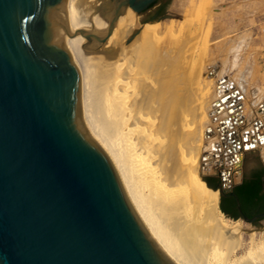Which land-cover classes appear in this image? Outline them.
<instances>
[{
    "label": "water",
    "instance_id": "obj_1",
    "mask_svg": "<svg viewBox=\"0 0 264 264\" xmlns=\"http://www.w3.org/2000/svg\"><path fill=\"white\" fill-rule=\"evenodd\" d=\"M65 2L0 0V264H177L84 127ZM154 2L104 0L113 15L103 43L128 9L141 15ZM177 18L166 13L158 21ZM229 99L215 106L223 111ZM228 107L224 134L242 117L236 99ZM235 129L222 136L230 153L251 149L247 134ZM258 218L264 213L244 221Z\"/></svg>",
    "mask_w": 264,
    "mask_h": 264
},
{
    "label": "bare ground",
    "instance_id": "obj_2",
    "mask_svg": "<svg viewBox=\"0 0 264 264\" xmlns=\"http://www.w3.org/2000/svg\"><path fill=\"white\" fill-rule=\"evenodd\" d=\"M190 2L198 6L199 0ZM210 5L200 9L201 22H172L163 36L159 25L147 24L126 44L137 30L136 12L128 9L103 43L113 15L104 1L93 5L91 0H66L72 32L67 47L79 74L82 120L112 160L136 214L177 264H264V239L252 237L241 252V225H228L218 214L220 192L212 194L206 183L198 182L201 171L222 174L226 186L239 181L245 151L230 153L231 141H222L239 129L232 123L224 134L220 122L229 113L223 105V111L215 106L224 98L226 84L219 86L224 67L212 64L214 77L204 73L217 84L214 99L205 107L208 119L196 121L191 104L193 83L200 84L203 65H197L195 52L203 41L202 62L207 37L200 38ZM205 138L210 142L202 152Z\"/></svg>",
    "mask_w": 264,
    "mask_h": 264
},
{
    "label": "rangeland",
    "instance_id": "obj_3",
    "mask_svg": "<svg viewBox=\"0 0 264 264\" xmlns=\"http://www.w3.org/2000/svg\"><path fill=\"white\" fill-rule=\"evenodd\" d=\"M103 1L104 0H102L101 3ZM209 2H211L208 9L209 15L205 19V24L203 26L204 32L200 38L201 41L207 37L203 49L206 58L204 57L202 62L201 59L199 61L200 51L203 48L201 43H203V41H201L198 44L199 47L197 46L196 48L197 53L195 52V58L193 56L196 61L198 60L196 62L197 65L203 64L201 65L202 74L200 84L197 82L193 83V87H196L197 89L195 90L192 88V91L196 93L195 96L191 94L192 108L194 109L196 107V110L194 109L196 111V121H199L202 116H205V118L208 119L206 117L205 107L214 99V89L217 85L214 82V78H212L214 76L212 75L210 79L205 76V74L207 75L210 71L212 64H218L221 67L225 66L222 73L226 72L225 74L230 76L231 79H235L238 70L242 68L247 71V74L250 73V79L248 81H251L252 84L262 82V85L264 86V0H199L198 6L194 5L190 0H173L168 13L178 15L177 19H166L152 22L147 19L144 23L143 16L139 15L137 28H134V30H138L146 27L147 24L150 25L147 28L159 25L161 28V35L163 36L172 22L182 23L185 20H191L193 23L201 22L200 9ZM190 10L192 11L190 12ZM208 29L209 32L206 36V31ZM193 47L195 48L196 45L193 44ZM235 58H238V68L236 67L237 64L234 62ZM203 62H206L205 65ZM186 67L189 69L190 63ZM249 126V123H247V125L243 127ZM206 139L207 138L204 139L203 146L201 147L202 152L205 150L204 145L206 142H210L209 139ZM262 148L264 149V146H258L246 150L243 152V157L244 155H247L248 157H258L260 161L264 162ZM215 174L218 173L208 171H204L203 173V171H201L198 181L202 182L207 176ZM235 181L239 182L237 179H235ZM218 214L222 216L228 225L230 224L231 226H234L236 223L241 225L243 229L241 234V252L248 249L249 245L252 243V237H255L256 241L264 239V223L258 228L241 220L238 222L232 221L222 213L220 209V199Z\"/></svg>",
    "mask_w": 264,
    "mask_h": 264
},
{
    "label": "flooded vegetation",
    "instance_id": "obj_4",
    "mask_svg": "<svg viewBox=\"0 0 264 264\" xmlns=\"http://www.w3.org/2000/svg\"><path fill=\"white\" fill-rule=\"evenodd\" d=\"M101 1L102 0H91V2L95 4H101ZM172 1L173 0H155V2L141 14L144 23L147 19L151 22L158 21L163 15L168 13ZM242 161L243 175L239 182L233 181L231 185L226 186L225 181L218 172V174L210 175L205 178L210 185L216 186L222 191L220 197L222 208L220 209L226 217L236 222L240 220L244 221L245 218L252 219L264 213V162L260 161L258 157H248L247 155H244ZM260 175H262L261 197L251 200L243 196L238 186L242 184L245 178L256 179ZM206 187L208 188V185ZM263 223L264 218H258L252 225L259 228Z\"/></svg>",
    "mask_w": 264,
    "mask_h": 264
},
{
    "label": "crops",
    "instance_id": "obj_5",
    "mask_svg": "<svg viewBox=\"0 0 264 264\" xmlns=\"http://www.w3.org/2000/svg\"><path fill=\"white\" fill-rule=\"evenodd\" d=\"M237 61H238V58H235L234 62H235V64H237L236 67L238 68L239 64L237 63ZM211 69L209 71L210 75H215L217 73V71H215V70L211 71ZM224 69H225V66H224ZM224 69L222 71H224ZM225 73L226 72L222 73V75H221V77H222L221 82H220L221 85H219V86H220V88H222L226 84V87L222 88V95H223V97L229 96L230 99L228 100V102L223 103V106L228 111V108H229L228 104L230 103V101H233V100L236 99L238 102L242 103L244 105L243 108H242L243 117H245V124L243 126H245L247 123H249V125H251L256 119V111L258 109V106L260 105V103L262 101H264V92H263L264 86L262 85V82H258L257 84H252L251 81H248L250 79V73L247 74V71L243 70L242 68L239 69L238 72H237V76H236L237 79L236 78L235 79H231L230 76H227ZM241 76L244 79L241 78ZM223 77H225V78H223ZM245 79H247V82H246ZM235 93H237V94L234 97H232V95L235 94ZM257 94H258V96H256ZM256 102H257V104H256ZM234 106H235V104H234ZM229 116L230 115L228 114L227 117H229ZM227 117H225V119ZM243 126H242V129H240L241 131H245L247 129H249L247 131H250V127L247 128V127H243Z\"/></svg>",
    "mask_w": 264,
    "mask_h": 264
},
{
    "label": "built area",
    "instance_id": "obj_6",
    "mask_svg": "<svg viewBox=\"0 0 264 264\" xmlns=\"http://www.w3.org/2000/svg\"><path fill=\"white\" fill-rule=\"evenodd\" d=\"M237 103H240V102L237 101ZM241 111H242V109H241ZM239 123H240V125H239L238 132L240 133V136H242L244 133H246L248 141L253 144V148H256L258 146H264V101H262L260 103V105L258 106V109L256 111V119L249 126L250 131H247V130L241 131L240 130L242 128V126L245 124V117H241L239 120Z\"/></svg>",
    "mask_w": 264,
    "mask_h": 264
},
{
    "label": "trees",
    "instance_id": "obj_7",
    "mask_svg": "<svg viewBox=\"0 0 264 264\" xmlns=\"http://www.w3.org/2000/svg\"><path fill=\"white\" fill-rule=\"evenodd\" d=\"M262 175L258 176L256 179L253 178H245L241 185L238 188L241 190L243 196L248 199L254 200L261 197V190H262ZM204 181L199 182L200 185L205 186L204 183L206 182L208 185V191L212 194H215V190L218 187L210 185L205 179ZM220 208H222L221 201H220ZM223 210V209H222ZM251 217V216H250Z\"/></svg>",
    "mask_w": 264,
    "mask_h": 264
}]
</instances>
